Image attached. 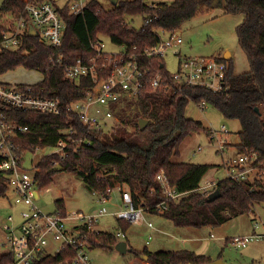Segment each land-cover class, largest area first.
Masks as SVG:
<instances>
[{
	"label": "trees",
	"instance_id": "trees-1",
	"mask_svg": "<svg viewBox=\"0 0 264 264\" xmlns=\"http://www.w3.org/2000/svg\"><path fill=\"white\" fill-rule=\"evenodd\" d=\"M220 1L225 13L244 15L236 33L249 70L238 73L233 59L220 58L229 68L227 86L218 93L202 88L173 91L146 88L137 101L122 110V127L114 135L102 139L98 134H89L90 145H85L80 152L70 149L69 157L59 163L64 171L81 178L91 192H104L109 186L126 188L137 207L162 202L157 176L164 173L173 187L188 193L181 202H170L164 213H157L177 228H217L234 218L253 215L258 206H264L263 180L235 182L226 178L215 189L219 190L220 197L209 201L208 196L196 191L212 166L174 161L180 156L185 139L193 134H208L207 129L187 117L186 109L190 102L197 106L206 103L226 119L239 121V154L257 152L260 160L264 161V0ZM220 1L173 0L171 3L148 5L144 0H130L118 1L113 9L105 10L97 0H92L81 15H72L68 5L57 8L65 24L62 47L53 48L42 43L37 36L26 34L18 49L0 48V76L18 68L39 72L43 80L36 87L43 88L46 96L58 98L67 105L84 97L89 83L87 80L67 79L61 69L52 68V58L60 54H64L68 61L87 57L92 54L93 44L100 37H108L116 45L154 46L160 41L161 33L179 31L204 7ZM3 14L15 19L26 17V2L3 0L0 15ZM138 15L144 18V22L150 20V25L131 28L127 17ZM5 28L0 23V44ZM153 65L170 74L164 58L155 59ZM10 116L20 126L28 128L16 138L24 154L34 152L37 147H55L62 137L61 131L70 124L78 131L83 129L80 121L67 113L55 116L13 110ZM140 119L148 120L145 129H140ZM39 167L37 178L40 180L54 174L52 158H44ZM8 192L7 177L0 172V197H5ZM59 204V210L65 213L63 203ZM118 225L124 233L130 226L125 222ZM117 243L118 238L113 233L90 234V249L114 250ZM133 254L148 264L215 262L211 257L189 250L153 252L144 248L133 251ZM69 256L42 258L36 264H69L66 262Z\"/></svg>",
	"mask_w": 264,
	"mask_h": 264
},
{
	"label": "built area",
	"instance_id": "built-area-1",
	"mask_svg": "<svg viewBox=\"0 0 264 264\" xmlns=\"http://www.w3.org/2000/svg\"><path fill=\"white\" fill-rule=\"evenodd\" d=\"M27 16L16 19L11 26H5L0 48L16 50L20 47L24 35L35 31L40 41L48 46L59 49L62 47L65 24L57 8L49 1L24 0ZM92 0H73L68 8L72 15H81ZM144 25H150L146 20ZM176 33V32H175ZM175 33L154 46L116 45L118 51L107 50L103 37L93 44V52L87 57L75 60L60 54L51 59L53 69H61L67 79L73 81L87 80L84 97L63 105L58 98L44 94L43 88L36 84H8L0 82V172L7 177L9 191L14 197V204L22 206L21 222L17 225L13 216H9L0 238V264H36L42 258L70 255L69 264H91L90 234H99L96 226L104 217H113L119 222L136 224L145 221L146 213H164L170 202L179 203L188 193L180 192L173 187L167 176L160 173L157 180L160 184L162 202L152 206L143 204L136 206L130 192L126 188L109 186L104 192H91L98 208L91 213L57 211L53 214L43 212L36 201L40 197L42 180L37 178L40 162L44 158H52L53 165L65 161L70 149L80 152L85 145H90L89 134H98L102 139L110 138L122 127L121 112L126 106L137 101L146 88L173 91L184 88H202L218 93L226 84L228 64L220 58H203L182 56L179 49L183 40ZM169 53L179 58L177 73L165 74L153 65L157 58H164ZM167 69V68H166ZM206 109V103L199 105ZM13 110L37 112L44 115L59 116L67 113L77 118L82 124L78 131L72 124L61 131L62 137L53 148L37 147L28 154L22 153L16 143L19 133L28 130L12 120ZM223 126L220 131L209 129L210 140L216 142L219 151L227 150L226 141L218 134L225 133ZM85 131V132H83ZM42 157L37 163V153ZM32 157L28 160V156ZM31 163L27 168V163ZM228 177L231 181L254 182L264 181V161L257 152L239 154L237 158L227 161ZM219 182L208 180L200 185L196 192L209 196L215 191ZM110 205L113 207L110 209ZM153 213V214H154ZM151 233L147 245L153 240L156 227L146 222ZM259 223L254 224V233L244 237H234L230 244L235 248H246L247 244L258 239L264 240V234H257ZM115 236L118 242L126 241L125 233L119 226ZM128 243V241H127ZM136 264H148L137 259Z\"/></svg>",
	"mask_w": 264,
	"mask_h": 264
},
{
	"label": "rangeland",
	"instance_id": "rangeland-1",
	"mask_svg": "<svg viewBox=\"0 0 264 264\" xmlns=\"http://www.w3.org/2000/svg\"><path fill=\"white\" fill-rule=\"evenodd\" d=\"M73 0H55L56 8H63ZM103 9L111 10L117 4L113 0H97ZM130 1V0H118ZM3 0H0V6ZM148 5L171 3L173 0H144ZM244 21V15H229L225 13L219 2L204 7L194 18L186 21L176 35L180 36L183 44L179 48L182 56L203 57V58H224L226 53L231 54L235 71L238 73L249 70L248 62L241 51L238 43L236 28ZM16 19L9 14L0 15V23L11 26ZM127 23L131 28H140L144 25L142 16L127 17ZM170 35L164 34L163 38L168 39ZM106 48L110 52L118 51L108 37L102 38ZM166 68L170 73H177L179 69V58L169 53L165 56ZM42 80V75L36 71H29L18 68L0 76V82L8 84H37ZM189 119L198 122L204 129L220 131L225 127V133L218 134L227 144V150L219 151L216 142L210 140L207 133L193 134L183 142L180 156L174 161L177 163L205 164L212 166L211 170L203 177V183L208 180L220 182L228 177L227 161L237 158L239 155L237 145L240 144L241 124L237 120L226 119L211 105L206 104V109L201 110L199 106L190 102L186 109ZM37 163L42 157V152L37 153ZM32 155L28 156V160ZM31 163H27L29 169ZM40 197L36 201L39 208L47 213L53 214L60 211L59 203L62 202L67 213L83 212L91 213L98 208L91 191L85 186L81 178L68 171H60L42 180L40 185ZM110 209V205H108ZM22 206L14 204V197L11 191L5 197H0V238L3 236V228L9 216H13L16 224L21 222L20 212ZM147 221L153 222L156 228L160 226L168 231V234L157 233L154 239L147 245L149 233L145 229L146 222L141 221L130 224L125 233V240L128 241V253L120 254L116 250L105 248H94L88 250L91 264H136L137 259L133 251H140L146 246L150 251L161 250H196L191 241H201L202 246L208 252L217 254V258L226 264H264V240L258 239L247 244L246 248H235L232 245L223 246L220 242L207 243L203 241L209 234V229H214L222 237H244L254 233L255 222L259 223L257 234H264V206H259L258 211L250 216L234 218L217 228L193 229L192 240L183 243L180 239L186 237L181 228H177L171 221L161 216L145 214ZM255 219V220H253ZM97 231L116 234L119 225L113 217H104L96 226ZM189 237V236H188ZM217 250V251H214ZM142 260V259H141ZM144 261V260H143Z\"/></svg>",
	"mask_w": 264,
	"mask_h": 264
},
{
	"label": "crops",
	"instance_id": "crops-1",
	"mask_svg": "<svg viewBox=\"0 0 264 264\" xmlns=\"http://www.w3.org/2000/svg\"><path fill=\"white\" fill-rule=\"evenodd\" d=\"M42 1H49V2H51L53 5H54V3H55V0H42ZM220 1V0H219ZM221 2V1H220ZM219 2V3H220ZM3 24V23H2ZM231 55V54H230ZM231 59H233L232 58V56H231ZM42 75V74H41ZM42 80H43V75H42ZM41 80V81H42ZM201 125V124H200ZM202 126V125H201ZM202 127H204V126H202ZM258 208H259V206L257 207V211H258ZM256 211V212H257ZM146 214H149V215H156V216H160V215H157V214H153V213H146ZM238 218V217H237ZM253 220H255V219H253ZM144 222V221H143ZM145 222H151V221H147L146 220V218H145ZM153 223V222H152ZM227 224V223H226ZM225 225V224H224ZM145 229H146V231L150 234L151 233V231H150V229L147 227V225L145 224ZM164 228H165V226H164ZM163 227H161L160 226V230L158 229V228H156V231H154L153 232V239H154V236L157 234V233H160V234H168V231H166L165 229H164ZM193 228H181V231L180 230H178L177 232L179 233V232H185V235H186V237H184V238H181L180 240L183 242V243H188V242H190L191 240H192V236H194L195 234H197V233H193ZM217 233V231H215L214 229H209V234H208V236H206L205 238L203 237L202 239H203V241L205 240L207 243H212V242H220V243H222V245L224 246H227V245H231L230 244V240L233 238V237H230V238H228V237H222V236H218V235H223V234H219V233ZM189 236V237H188ZM156 237V236H155ZM150 244V243H149ZM148 244V245H149ZM191 244L193 245V247L194 248H196V250H189V251H193V252H195V253H197V254H199V255H204V256H208V257H211L214 261H217L218 260V258H217V254H213L212 255V252H208L207 254H205L206 253V250L203 248L204 246H202V244H203V242H201V241H191ZM145 248H148L147 246L145 247ZM174 251V250H173ZM176 251H180V250H176ZM214 251H217V250H214ZM157 252V251H156ZM224 262V261H223ZM224 264H226L225 262H224Z\"/></svg>",
	"mask_w": 264,
	"mask_h": 264
},
{
	"label": "water",
	"instance_id": "water-1",
	"mask_svg": "<svg viewBox=\"0 0 264 264\" xmlns=\"http://www.w3.org/2000/svg\"><path fill=\"white\" fill-rule=\"evenodd\" d=\"M113 2L115 4L118 3V0H113ZM222 2H220V6L222 7ZM29 34H31L32 36H37V34L35 33V31L31 30L29 32ZM224 59L225 60H230L231 59V55L229 53H226L225 56H224ZM139 127L140 129H145L148 125V120H145V119H140L139 120ZM60 171H63V167L61 165H58L56 166L55 168H53L52 172L56 173V172H60ZM220 197V192L219 190H215L213 193H211L209 196H208V200L209 201H213V200H216ZM114 250H116L118 253L120 254H126L128 253V243L127 241H120L117 243V245L114 247ZM214 264H224V262L222 260H217L214 262Z\"/></svg>",
	"mask_w": 264,
	"mask_h": 264
}]
</instances>
